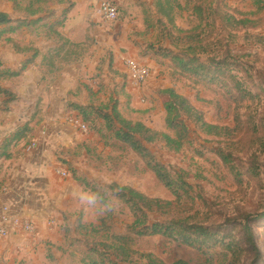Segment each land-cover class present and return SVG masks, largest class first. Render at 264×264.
<instances>
[{
    "label": "rangeland",
    "instance_id": "1",
    "mask_svg": "<svg viewBox=\"0 0 264 264\" xmlns=\"http://www.w3.org/2000/svg\"><path fill=\"white\" fill-rule=\"evenodd\" d=\"M16 1L23 5V0ZM122 1H116L121 14L119 21L111 25L102 23V28L115 30L119 26L122 27L121 24L126 21L130 12L131 20L127 21L125 32V38L129 43L127 44L138 48L141 57L142 54L146 56L144 61L137 57L134 60L142 65L149 67L151 65L152 73L149 81L141 86L139 91L126 92V84L122 85V88L121 86L107 88L106 85L104 87L101 83L102 76L109 73V70L104 69L105 61L109 65L112 58L111 55L109 57L102 53L98 62L101 67L95 68L93 77L89 79L96 80L99 85L97 83L93 85L95 86L91 89L93 96L90 97L88 104H94L93 106L99 108L114 101L122 117L130 121H141L149 128L165 132L162 94L164 89L172 88L184 97L209 125L222 129V133L219 136H210L196 125L189 124V141L179 153L163 150L161 145L150 147L158 162L180 171L193 188L191 198L195 203L185 198L179 204L157 182L150 169L145 168L146 161L142 162L115 142L105 143L94 135L83 136L70 155L74 157L72 160L79 168L75 170L79 178H85L89 182L86 188L100 190L103 197L114 202L115 210L103 219H98L91 211L86 213L81 196L87 193L82 187V192L78 194L79 199L75 197L74 204L68 202L64 214L50 216L55 218L56 226L51 228L47 223V237L42 239L41 236L44 255L52 252V256L56 257L55 264H81L80 247H70L65 241L70 237L89 240L94 236L86 234L85 229L81 230L80 234L70 230L72 234L69 235L68 226L77 227L78 218H82L86 224L84 226L93 224L102 228V240L107 237L106 230L108 236L123 235L125 232L126 236V227L132 223V217L128 208L115 200L110 188L127 186L135 188L153 200L173 202L174 209L169 215L170 218H193L192 222L204 223L210 227L225 222L227 229L234 233L239 229L238 225L243 218L251 217L250 226L254 233L260 264H264V12L258 13L248 0H178L179 7H173L171 16L166 18L156 9L155 0ZM43 5L45 6L43 12L48 16L38 18L39 22H36L37 19L30 21V25L24 27L25 32L15 38L19 43L27 38L40 39V36L48 39L46 26L51 22L64 21V11L57 9V5L51 3ZM123 9L126 10L125 13ZM200 11H203L202 16ZM0 12L10 13L18 19L23 16L9 0H0ZM226 14L240 24L233 26L227 23ZM171 19L173 25L169 23ZM11 28L17 27L1 29L0 49L7 47L11 52L19 54L25 53L26 49H32L30 47L22 49L19 45L13 44L14 39L11 36L14 33ZM7 36L13 41L7 43ZM186 36L194 39L191 46L195 49L198 61L205 62L207 58H216L225 64L226 73L219 79L225 88L216 87V83L212 81L199 82V79L182 76L183 74L174 66L172 58L165 56L166 50L180 58L188 55L186 49L190 44L182 40ZM48 40L53 41L55 45L52 53L45 57L44 62L47 63L48 70L43 73L42 82L52 75L50 66H53L61 55V52H56L57 50L82 55L87 52L89 43L87 40L76 45L66 39V42ZM4 42L6 44H3ZM2 70L12 72L10 69H0ZM122 70L119 75H124L126 80L127 71L124 66ZM49 91V89L46 91L48 97ZM46 96L41 93L39 101H35L33 107H26V118L32 114L31 120L37 122V125L44 117L46 105L43 102ZM9 102L21 103L12 94ZM7 104L3 106L8 108ZM15 107L23 108L21 104ZM67 108L70 110L69 106ZM25 126L28 125L23 123L22 127L4 140L2 146L11 141ZM61 161L65 164L67 162L65 159ZM32 236L40 237L36 227ZM135 243L137 252L152 255L156 264L158 262L173 264L176 261L197 264L203 260L195 250L179 246L173 240L158 237L142 238L135 239ZM47 261L50 262L48 259ZM131 264L147 262L135 258ZM242 264L255 263L253 259H245Z\"/></svg>",
    "mask_w": 264,
    "mask_h": 264
},
{
    "label": "crops",
    "instance_id": "2",
    "mask_svg": "<svg viewBox=\"0 0 264 264\" xmlns=\"http://www.w3.org/2000/svg\"><path fill=\"white\" fill-rule=\"evenodd\" d=\"M66 1L70 4H54L61 12L71 8L65 26L60 33L71 44L80 45L88 40L86 53L78 55L73 52L57 50L56 52H61V55L57 62L50 66L52 75L48 80L42 82L43 73L48 70V65L44 60L48 53H52L55 45L53 41L40 36V39L27 38L19 43L15 38L25 32V28L21 27V30L12 32L14 35L12 34L11 38L14 41L7 36V43L12 40L13 44L19 45L22 49L25 47L32 49H26L25 53L20 54L11 52L7 47L0 49V64L3 69L16 72L22 68L23 64L26 65V69L19 77L0 80V87L7 92V94H0V148L4 140L22 127L23 123L33 131L30 139L21 140L12 145L9 150V158H0V228L5 226L8 230L6 237H0V264H55L56 257L52 256V252V254L46 253L45 256V250L42 249L40 242L41 236L42 239L47 237V223L53 218L50 216L58 213L64 214L68 202L71 201V204H74L75 197L79 199L78 194L80 191L82 192V187L84 192L91 193L85 190L84 185L77 180L81 179L76 171L79 168L72 160L74 157L70 156L74 152L75 145H78L83 136H86L76 128L64 124L63 115L68 112L67 107L72 103L88 105L90 97L93 96L91 89H94L93 85L97 83L96 80L89 81V79L93 77L95 68L101 67L98 62L102 53L109 57L111 55L112 58L109 65L105 61L104 69L109 70V73L102 76V86L106 85L107 88L121 86L122 88V85L126 84V92L139 91V88H133L129 84L128 79L125 80L124 75H119L123 71L122 66L127 71L126 61H135L136 57L141 61L146 60L140 56L138 48L128 45L125 38L127 21L131 20L130 12H128L126 21L121 24L122 27L105 30L102 28L100 20L102 0ZM120 1L118 0V2ZM123 11L125 13L126 10L123 9ZM7 14L14 21L38 19V17L23 16L18 19L10 13ZM44 16L41 15V17ZM16 25L17 23H14L13 27ZM10 27L12 26L10 25ZM116 39L124 40L116 42ZM1 44L0 42V48ZM61 60H63L62 63H60ZM97 84L99 85V83ZM48 89L50 90L49 97L46 96ZM155 89L153 88V90ZM41 93L46 96L43 102L46 105V110L43 113L42 123L37 125V122L31 120L32 114L26 118V107H33L35 101H39ZM11 94L13 97L16 96V100L21 101L19 104L23 108L15 107L19 104L8 103ZM5 103H8V108L3 106ZM47 119L54 120V123H47ZM63 155L66 158H63ZM62 159L67 161V165L61 161ZM59 168L68 170L70 178L65 181L60 180L58 177ZM6 212L10 221L17 218L24 222H32L40 237L36 238L32 235H25L20 230L17 231L12 222L2 223V217L6 215ZM77 223L75 228L68 226L69 235L72 234L70 230L80 234L81 229L78 226L86 225L82 218H78ZM48 226L55 227L56 221L54 225ZM88 226L98 228L93 224H88ZM95 239L85 240L82 237L77 239L70 237L66 239L65 243L70 247H80L82 253L80 262L83 264L82 260L87 251L86 244L90 240L94 241L93 243L99 241ZM83 252H85L84 255Z\"/></svg>",
    "mask_w": 264,
    "mask_h": 264
},
{
    "label": "trees",
    "instance_id": "3",
    "mask_svg": "<svg viewBox=\"0 0 264 264\" xmlns=\"http://www.w3.org/2000/svg\"><path fill=\"white\" fill-rule=\"evenodd\" d=\"M9 1L16 5L17 12L21 13L23 17L38 18L41 15L48 16V14L43 12V9H45L43 4H70L66 0H23V5H20L16 0ZM248 1L252 2V6L256 8L258 13L264 12V0ZM155 6L162 16L168 18L173 12V7L178 8L179 3L178 0H155ZM70 9L63 12L64 21L51 22L46 26L48 39L65 41L60 31L65 26ZM202 14L203 11H200V16ZM225 20L233 26L240 24L228 14H226ZM36 22H39V20L37 19ZM14 23H17L14 26L17 28H11L12 32L30 25V21H14L7 13L0 12V40L2 38L1 29L10 27V25L13 27ZM169 23L173 25V20L171 19ZM182 40L188 41V44H190L186 49L188 55L180 58L173 56L168 50L164 52L167 58H172L174 66L183 74L182 76L195 80L199 79V82L212 81L216 83V87L225 88L226 86L219 80L221 75L226 73L225 64L217 61L218 59L216 58H207L205 62L198 61L195 49L191 46L194 41L193 37L186 36ZM60 51L63 52L62 50ZM187 56L190 57L187 58ZM142 57L146 56L142 54ZM0 69H2L1 64ZM25 69L26 65L18 72L10 73L2 70L0 71V80L19 77ZM127 78L128 76L126 75ZM237 86L240 88L239 85ZM0 94H7V92L0 87ZM162 100L165 112V132L149 128L141 121H130L122 117L117 108V103L114 101H110L99 108L93 106L94 104L82 106L74 103L70 104L69 108L88 126L92 135L100 137L105 143L115 142L142 162L146 161L147 166L145 168L150 169L157 182L176 199L177 204L185 198L195 203V200L191 198L193 188L183 177L182 173L158 162L150 147L161 145L163 147L161 149L177 154L189 141V124L196 125L210 136H219L222 133V129L209 125L202 115L172 88L164 89ZM90 115L94 116L90 117ZM32 132L29 126H25L24 129L21 128L11 141L1 146L0 158H9V150L12 145L18 141L30 139ZM167 132H172L173 134ZM77 180L84 185L85 190L91 193L99 192L102 196L100 190L87 189L86 186H89V182L86 180ZM110 190L115 200L128 208L132 223L126 227V236V232L123 235L108 236L106 230L105 234L107 237L103 240L102 228L80 224L78 228L81 230L85 229L86 234L94 236L95 240H99L95 241V243L90 240L86 244L87 251L82 260L83 264H131L135 258L145 260L147 264H156L152 255H144L137 252L135 243V239L156 237L173 240L179 246L195 250L203 259L197 264H242L245 259H253L255 264H260V256L254 242V233L250 226L251 217L243 218L238 225L239 229L232 233L227 229L225 222L210 227L204 223L192 222L193 218H170L169 215L174 209L173 202L153 200L138 190L127 186H112ZM154 217L159 218L155 219ZM157 264L164 263L158 262ZM173 264L189 263L176 261Z\"/></svg>",
    "mask_w": 264,
    "mask_h": 264
},
{
    "label": "built area",
    "instance_id": "4",
    "mask_svg": "<svg viewBox=\"0 0 264 264\" xmlns=\"http://www.w3.org/2000/svg\"><path fill=\"white\" fill-rule=\"evenodd\" d=\"M120 10L117 5L116 0H102L100 3V20L101 23L105 25L115 24L120 19ZM127 76L129 84L133 88H140L145 85L151 76L150 67L147 65L139 64L136 61H126L125 62ZM63 115L64 124H68L76 128L82 135L86 137L91 136L92 134L89 131L88 126L80 119L78 115L74 112L67 110ZM47 123H54V120L47 119ZM58 177L60 180H67L69 178V172L66 169H58ZM2 223L12 222L17 231H21L25 235H33L35 233V226L32 222H24L20 219H12L10 221L7 212L4 217H2ZM55 221L53 218L50 219L48 225H54ZM8 235L7 227L2 226L0 228V237H6Z\"/></svg>",
    "mask_w": 264,
    "mask_h": 264
},
{
    "label": "clouds",
    "instance_id": "5",
    "mask_svg": "<svg viewBox=\"0 0 264 264\" xmlns=\"http://www.w3.org/2000/svg\"><path fill=\"white\" fill-rule=\"evenodd\" d=\"M84 211L93 212L98 219H103L108 213L115 210L114 202L101 196L99 192L84 194L81 196Z\"/></svg>",
    "mask_w": 264,
    "mask_h": 264
}]
</instances>
